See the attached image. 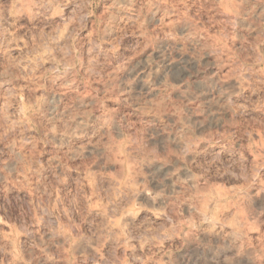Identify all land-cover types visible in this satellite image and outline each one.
Returning <instances> with one entry per match:
<instances>
[{
	"label": "rangeland",
	"instance_id": "rangeland-1",
	"mask_svg": "<svg viewBox=\"0 0 264 264\" xmlns=\"http://www.w3.org/2000/svg\"><path fill=\"white\" fill-rule=\"evenodd\" d=\"M0 264H264V0H0Z\"/></svg>",
	"mask_w": 264,
	"mask_h": 264
}]
</instances>
